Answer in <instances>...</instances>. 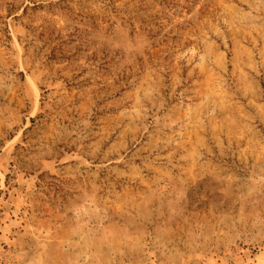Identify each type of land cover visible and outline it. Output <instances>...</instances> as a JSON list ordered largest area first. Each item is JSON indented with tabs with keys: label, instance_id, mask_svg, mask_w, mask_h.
Here are the masks:
<instances>
[{
	"label": "rangeland",
	"instance_id": "obj_1",
	"mask_svg": "<svg viewBox=\"0 0 264 264\" xmlns=\"http://www.w3.org/2000/svg\"><path fill=\"white\" fill-rule=\"evenodd\" d=\"M0 264H264V0H0Z\"/></svg>",
	"mask_w": 264,
	"mask_h": 264
}]
</instances>
